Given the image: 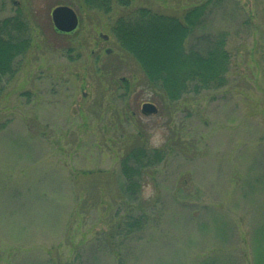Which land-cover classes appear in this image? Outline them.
Instances as JSON below:
<instances>
[{
  "label": "rangeland",
  "instance_id": "374dc122",
  "mask_svg": "<svg viewBox=\"0 0 264 264\" xmlns=\"http://www.w3.org/2000/svg\"><path fill=\"white\" fill-rule=\"evenodd\" d=\"M204 1L0 0V25H23L0 78V264H257L264 0H206L185 50L223 42V84L191 82L176 99L144 84L113 33L132 9L180 17ZM61 5L74 31L55 29ZM150 127L166 130L163 144H150Z\"/></svg>",
  "mask_w": 264,
  "mask_h": 264
},
{
  "label": "trees",
  "instance_id": "16d2710c",
  "mask_svg": "<svg viewBox=\"0 0 264 264\" xmlns=\"http://www.w3.org/2000/svg\"><path fill=\"white\" fill-rule=\"evenodd\" d=\"M110 1L83 0V3L89 8L107 10ZM129 2L117 0V4ZM206 8L205 0L187 9L180 17L137 8L118 19L113 33L119 45L138 61L146 86L153 88L159 84L170 99H176L191 82L223 84L228 61L223 42H212L211 48L203 53L185 50L187 38L195 27L203 24ZM12 22L13 18H8L0 25V78L11 72L12 60L20 52L14 41L23 25ZM261 254L257 264H264V254Z\"/></svg>",
  "mask_w": 264,
  "mask_h": 264
},
{
  "label": "water",
  "instance_id": "95a60500",
  "mask_svg": "<svg viewBox=\"0 0 264 264\" xmlns=\"http://www.w3.org/2000/svg\"><path fill=\"white\" fill-rule=\"evenodd\" d=\"M51 19L56 30L61 32L74 31L78 26V16L68 6H57L51 11ZM109 52V50L107 51ZM141 109L145 114H153L157 107L151 102L142 104Z\"/></svg>",
  "mask_w": 264,
  "mask_h": 264
},
{
  "label": "clouds",
  "instance_id": "9594fccd",
  "mask_svg": "<svg viewBox=\"0 0 264 264\" xmlns=\"http://www.w3.org/2000/svg\"><path fill=\"white\" fill-rule=\"evenodd\" d=\"M150 144L159 146L165 142L166 130L163 127H150L147 129ZM155 195V190L148 178L142 184L141 196L143 199H149Z\"/></svg>",
  "mask_w": 264,
  "mask_h": 264
}]
</instances>
